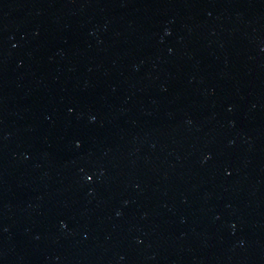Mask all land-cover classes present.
<instances>
[{
	"label": "water",
	"instance_id": "1",
	"mask_svg": "<svg viewBox=\"0 0 264 264\" xmlns=\"http://www.w3.org/2000/svg\"><path fill=\"white\" fill-rule=\"evenodd\" d=\"M0 264H264V0H0Z\"/></svg>",
	"mask_w": 264,
	"mask_h": 264
}]
</instances>
